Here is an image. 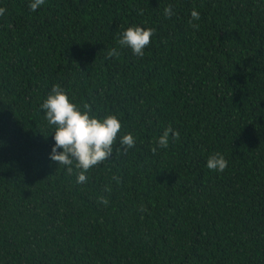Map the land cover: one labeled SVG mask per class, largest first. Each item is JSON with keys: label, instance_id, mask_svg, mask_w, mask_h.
I'll return each mask as SVG.
<instances>
[{"label": "trees", "instance_id": "16d2710c", "mask_svg": "<svg viewBox=\"0 0 264 264\" xmlns=\"http://www.w3.org/2000/svg\"><path fill=\"white\" fill-rule=\"evenodd\" d=\"M31 2L0 0V264H264V0ZM56 84L121 121L84 183L50 159Z\"/></svg>", "mask_w": 264, "mask_h": 264}, {"label": "clouds", "instance_id": "9594fccd", "mask_svg": "<svg viewBox=\"0 0 264 264\" xmlns=\"http://www.w3.org/2000/svg\"><path fill=\"white\" fill-rule=\"evenodd\" d=\"M44 3V0H32L29 7L35 11ZM6 9L0 8V15H3ZM140 14H143L142 12ZM166 17L173 14L171 5L164 9ZM193 20H199L200 13L196 10L191 12ZM191 24V20L189 21ZM199 27L198 25H192ZM156 29L152 27L144 28L139 25L128 27L121 34L118 43L121 46L129 47L132 52L143 57L144 49L151 42ZM109 57L117 56L119 53L115 48L108 51ZM45 111V119L49 125L55 126L54 140L50 159L58 165L67 166V172H73V164L78 171L77 183L87 181L86 173L94 166L106 161L114 151V144L117 134L121 129V121L115 114H109L104 118H97L90 115L92 108L89 104L79 107L70 99L67 91L59 84L53 86L51 93L41 104ZM178 139L179 132L171 127L164 130L163 134L155 141L151 151L153 154L158 148H166L169 144V134ZM120 145L123 151L135 145V139L132 133L125 134L120 139ZM57 149H61L57 151ZM121 148L115 151L120 153ZM228 166V161L220 153H215L207 160V167L211 170L224 171ZM110 190V189H106ZM100 201L107 204L106 198L101 197Z\"/></svg>", "mask_w": 264, "mask_h": 264}]
</instances>
